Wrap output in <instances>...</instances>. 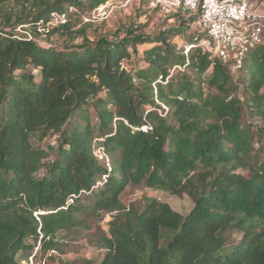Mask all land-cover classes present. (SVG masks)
I'll use <instances>...</instances> for the list:
<instances>
[{
	"label": "trees",
	"instance_id": "obj_1",
	"mask_svg": "<svg viewBox=\"0 0 264 264\" xmlns=\"http://www.w3.org/2000/svg\"><path fill=\"white\" fill-rule=\"evenodd\" d=\"M108 1L0 0V264H29L36 248L51 252L40 264H93L52 261L57 234L91 215L109 218L98 264H264V45L232 71L198 47L177 49L170 31L90 41L89 24L73 29L70 8ZM41 32L63 46L41 47ZM143 44L147 67L131 74L122 62ZM140 186L185 194L192 208L125 206Z\"/></svg>",
	"mask_w": 264,
	"mask_h": 264
},
{
	"label": "rangeland",
	"instance_id": "obj_2",
	"mask_svg": "<svg viewBox=\"0 0 264 264\" xmlns=\"http://www.w3.org/2000/svg\"><path fill=\"white\" fill-rule=\"evenodd\" d=\"M68 15L70 16V21L73 23L74 30L89 24L85 35L90 41H95L101 36L114 41L121 39L124 37L127 28L134 29V34L142 33L143 35L152 37L157 36L159 33L170 31L169 39L171 43L177 49L186 50L192 45V42H188L186 38L192 36L193 33H198L196 24L189 25L188 30L184 33H177L179 23L182 20H188L190 16L181 11L151 9L148 0H109L105 15L94 13V11L83 13L77 8H70ZM65 20V18H54L49 25V29L59 23H63ZM171 30L175 33H171ZM16 31L22 33L20 29ZM45 33L41 32L40 36L35 38L41 47L61 48L63 46L61 38L47 36ZM80 43V38L74 41V44ZM149 47H151L150 44L137 46V52L132 54L128 60L122 62L123 68L131 74H135L136 71L146 68L147 66L142 60V51ZM34 73L36 72L34 71ZM186 73L189 76H193L190 70H186ZM238 75L236 74V76ZM205 92L215 93V90L205 88ZM56 141L57 135H51L42 143V146L50 155H52L56 147ZM146 199H154L158 202L166 203L173 211L180 215H186L192 208V202L185 194L175 196L144 186L128 188L121 197L122 203L125 206L133 204L137 209H142ZM79 202L81 206L87 208L93 202V198L83 196ZM78 218H84V216L79 214ZM108 222L109 218L107 216L100 218L98 215H91L85 218V226L81 225L66 232H59L57 238L61 246L60 250L55 251V254H53V263L67 261L79 263L82 260L89 259L93 264H98L103 257L104 250L98 247L97 241L101 233H107ZM239 237L237 235L235 239L238 240ZM50 255L51 252L42 256L36 248L29 257V264H40L46 261Z\"/></svg>",
	"mask_w": 264,
	"mask_h": 264
},
{
	"label": "built area",
	"instance_id": "obj_3",
	"mask_svg": "<svg viewBox=\"0 0 264 264\" xmlns=\"http://www.w3.org/2000/svg\"><path fill=\"white\" fill-rule=\"evenodd\" d=\"M151 9L197 14L196 28L201 34L191 45L216 58L232 71L257 46L264 45V0H148ZM107 2L94 13L105 15ZM63 18V17H60ZM95 155L101 159L102 152Z\"/></svg>",
	"mask_w": 264,
	"mask_h": 264
}]
</instances>
